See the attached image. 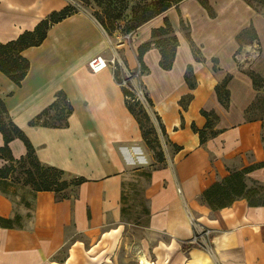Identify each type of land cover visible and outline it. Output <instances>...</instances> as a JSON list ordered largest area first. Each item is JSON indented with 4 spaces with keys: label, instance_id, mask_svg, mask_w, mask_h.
Instances as JSON below:
<instances>
[{
    "label": "crops",
    "instance_id": "crops-1",
    "mask_svg": "<svg viewBox=\"0 0 264 264\" xmlns=\"http://www.w3.org/2000/svg\"><path fill=\"white\" fill-rule=\"evenodd\" d=\"M208 2L215 17L199 0H184L142 25L134 34V51H124L129 66L135 68L138 49L152 39L154 29L164 27L165 17L180 40L172 70L161 68L158 48L144 56L151 108L166 130L162 143L166 161L157 170L155 153L113 72L90 69L94 57L110 53L106 31L92 14L77 13L54 25L42 45L23 52L31 68L21 87L0 71V98L31 140L39 160L70 178L87 180L76 197L59 201L55 192L42 191L35 193L31 209L21 204L19 210L18 188L0 185V217L31 213L24 228L0 229V264H122L127 256L135 263L150 258L144 247L147 240L132 241L124 221L128 182L148 169H152L150 182L142 196L149 204V219L141 227L150 241L160 243L155 248L163 250L159 263L264 264V206L252 207L240 200L213 211L202 201L208 188L230 175L231 161L239 159V168L264 162V117H250L264 88L254 87L243 66L264 78V14L245 0ZM67 6L68 0H0V42L34 31ZM180 15L192 25L199 60L180 30ZM251 27L258 39L240 45L238 36ZM189 69L194 87L186 79ZM229 76L230 103L224 106L216 88ZM60 92L74 109L68 127L33 126ZM203 111L218 118L212 129L216 135L205 144L194 130L207 127ZM4 145L0 132V146ZM10 148L16 160L28 154L20 139L13 140ZM7 163L0 160V169ZM250 177L264 183V168ZM163 235L169 238L163 241L168 249L161 247ZM205 235L208 247L184 251V244L206 240Z\"/></svg>",
    "mask_w": 264,
    "mask_h": 264
},
{
    "label": "trees",
    "instance_id": "trees-1",
    "mask_svg": "<svg viewBox=\"0 0 264 264\" xmlns=\"http://www.w3.org/2000/svg\"><path fill=\"white\" fill-rule=\"evenodd\" d=\"M184 0H163V7L156 12L151 13L149 16L144 18L141 22H138L134 25H124L122 21H119L116 26L115 32H121L126 35L132 32H136L142 25L151 21L152 19L166 13L173 6L178 7V5ZM201 5L208 11L211 17H215V13L211 8L208 0H199ZM250 6L256 9V5L264 6V0H245ZM259 11V10H257ZM77 14L74 8L69 5L61 11L53 12L47 19L43 20L34 31H27L23 33L17 40H13L7 43L0 42V71L8 75L10 79L19 87L22 86L23 81L26 79L28 72L31 68L30 61L24 57L23 52L31 47H38L44 43L48 36L49 30L56 24L66 20L67 18ZM98 21L103 27L105 24L97 17ZM164 27L159 29H154L152 31V39L145 44H143L138 49V62L141 64L144 75L148 73V68L144 63V56L152 48L156 47L160 50L162 55V60L160 66L164 70H172L176 55L178 52V47L180 40L176 34L171 20L168 17L164 19ZM106 30V28H104ZM108 33V31L106 30ZM110 34V33H108ZM187 37L191 43V46L198 57V49L192 41L191 35L187 34ZM258 39L254 27L245 30L242 32L237 40L240 45L243 44H253ZM190 73L192 70L189 69L186 74V79L191 87H194V81L190 78ZM249 76L253 80L254 87L257 90H262L264 88V78L255 73L254 71H249ZM231 77H227L223 84L219 85L216 88L217 94L219 96L220 102L224 106H228L230 103V92L228 90V84ZM118 80V79H117ZM126 94V97H134L135 93L129 91L126 88H123ZM147 92V90H146ZM145 98L151 107H154L152 100L150 99L148 92L145 93ZM127 105L130 112L136 117L139 124L141 125L145 140L151 150L155 153L158 165L153 167L154 170H157L164 166L166 161L165 151L163 148L162 141L160 140L159 135H157L155 143L148 139V133L144 129L142 121L136 113L135 107L127 99ZM254 105L252 106L253 110ZM58 109L59 111V120L57 124H49L46 119L49 117L50 113ZM73 106L68 101V97L64 92L58 94L57 101L41 113L37 118L32 122L33 126H46V127H55L63 128L68 127L69 118L73 114ZM203 115L208 119V124L206 129L198 130L194 127L196 133L200 135L202 144H205L210 136H215L216 132L212 131L214 127V122L218 118L214 113H208L203 111ZM157 116V119L160 123L161 131L164 136H166V130L162 124L161 118ZM0 132L4 135L5 145L0 146V160H7L8 163L0 169V185L4 186V189H7L8 186L13 185L17 186L20 183V178H16L14 181V176L16 173L20 172L26 175L28 183L32 185L33 188V198L35 193L42 191H51L57 194L59 201L70 199L76 197L77 190L79 187L87 182L84 178L73 177L70 179L69 175L58 168L44 165L38 158L36 154V149L32 144L31 140L25 134V132L14 123L10 117L8 108L3 99L0 98ZM20 139L24 142L28 149V154L26 157H23L21 160H16L13 157L10 143L15 140ZM179 148L176 147V150ZM264 162H253L252 165L246 166L243 168H231L230 175L223 178L222 180L213 184L208 188L202 195V201L213 211H219L231 207L234 203L240 200H246L252 207L264 206V183L259 182L250 177V174L256 170L263 169ZM73 186L76 191L73 195L63 194ZM24 200V198H22ZM27 207H31L30 203L26 204ZM30 208V209H31ZM31 217V216H29ZM21 216L16 215L14 218H2L0 217V229H16L24 228L25 226L20 225Z\"/></svg>",
    "mask_w": 264,
    "mask_h": 264
},
{
    "label": "rangeland",
    "instance_id": "rangeland-1",
    "mask_svg": "<svg viewBox=\"0 0 264 264\" xmlns=\"http://www.w3.org/2000/svg\"><path fill=\"white\" fill-rule=\"evenodd\" d=\"M68 2L69 5H71L77 13H81V12L89 13L95 16L96 18L98 17L101 21L104 22L105 24L104 28H106L108 33H110L108 34L106 32L108 37L109 47L110 48L113 47L114 49L120 51L119 52L120 56L123 62H125V64H127L129 69L131 70V73L138 75V79L136 78L131 82H129L128 87L130 89L135 90L137 94L141 92L140 96L136 94V96L134 97L132 96L131 97L132 100L129 101L135 107L136 113L138 114V117L142 121L144 129L148 133V139H150L153 143H155L157 135H159L160 140L162 141L163 144H165V138L163 137L157 116L154 114L150 104L148 103L146 98L144 99L142 94V92L147 93L146 86L144 84L145 75H142L140 73V69L138 68L137 63L135 65V68L130 67L128 62L126 61V56L124 54V51H128L129 53L134 51L132 45L134 34L133 36L132 35L127 36L118 31L113 33L115 30V26L119 21H122L125 26L134 25L137 24L138 22H141L151 13L159 11L163 7V0H68ZM255 7H256L255 10H259L264 14V6L255 4ZM181 19L182 21L180 25V30H182V32H184L185 35L187 34L191 35L192 25L190 21L183 19L182 16ZM111 50H109V52ZM243 66H246L245 71H247V74L249 75V68L245 64ZM124 77H126V75ZM190 78L192 79L191 73H190ZM138 97H142V99H138ZM58 111H59L58 109H54L50 113L49 117L46 119L47 123L57 124L58 122H60ZM250 117L252 118L264 117V95L258 97L256 103L254 104L252 113L250 114ZM229 166L231 168L237 169L241 167V163L239 159H235L229 163ZM151 170L152 169L146 170L143 173L142 177L140 176L138 178H134L132 181L128 182L130 184L128 186L129 189L126 191L128 193V197H126V204H128V211L126 212V218L124 221L127 224V236L130 237V239L134 242H137L138 240H142V241L147 240L144 243V247L147 256L149 257V254L151 255L150 258H148V260H150V262L154 261L157 264H161L159 263V255L164 257V255L162 254L163 250L162 249L155 250L156 247L160 246V243L158 244L154 239L150 241L147 238L146 229H143L141 227L148 225L149 204L148 201L142 196V191L150 182ZM20 172L15 174L13 182L17 181L16 180L17 177L20 178L19 181L20 183H18L16 187L18 188V193L22 198H24V200L17 203L18 204L17 208L19 210L20 205L22 204L27 209H30L31 207L30 208L27 207L26 204L30 203L32 205L34 191L32 185L28 183L26 175ZM75 191L76 189L73 186H71L63 194L73 195ZM16 215L21 216V221L19 224L22 226H26L27 220L28 218H30L29 216H31V213L25 214L26 216H23L19 214V212H17ZM195 222L197 221H194L193 223L196 224ZM201 231H203V229ZM205 236H206V240L200 239L199 242L196 241L197 243L189 241L187 244H184V251L185 252L190 251L194 246L199 249L200 248L202 249L203 247L205 248L208 247L209 239L207 235ZM160 240L161 242L163 241L169 242V238L164 235L160 237ZM163 244H167V243L163 242L161 244V247L165 249ZM121 251H127V249L122 248ZM169 262L170 259L168 260V263ZM122 264H140V263L139 261L137 263L131 261L130 257L127 256L124 259V261H122Z\"/></svg>",
    "mask_w": 264,
    "mask_h": 264
},
{
    "label": "built area",
    "instance_id": "built-area-1",
    "mask_svg": "<svg viewBox=\"0 0 264 264\" xmlns=\"http://www.w3.org/2000/svg\"><path fill=\"white\" fill-rule=\"evenodd\" d=\"M133 34H135V33L132 32V33H129V34H126V35L127 36H131V35L133 36ZM109 50H111V51H110V53L107 56L99 55V56L94 57L89 62V66H90L91 71L93 73H99V72H102V71H104L106 69H110L113 72V74H114V76L116 78V81L122 86V88H126L129 91L137 94V92L135 90L130 89L128 87V84L132 80H134L136 78L138 79V75L131 73V70L129 69L127 64H125V62H123V60H122V58L120 56V53H119L120 51L114 49L113 47L110 48ZM137 65H138V68L140 69V73L142 75H144V70H143L141 64L138 62V60H137ZM125 75H126V77H124ZM140 93L141 92H139V94H137V95L140 96ZM142 94H143V97L145 99V92H142ZM127 99L128 100H132L130 96L127 97ZM138 99H142V97H138ZM203 238H204V236H203ZM138 261H139L140 264H145L143 259H141V258H139ZM151 264H157V263L152 261Z\"/></svg>",
    "mask_w": 264,
    "mask_h": 264
},
{
    "label": "bare ground",
    "instance_id": "bare-ground-1",
    "mask_svg": "<svg viewBox=\"0 0 264 264\" xmlns=\"http://www.w3.org/2000/svg\"><path fill=\"white\" fill-rule=\"evenodd\" d=\"M182 227H183V226H182ZM185 229H187V231H188L189 234L192 233L191 229H190L187 225H185ZM175 243H176V242H175ZM163 246H164L165 249H168V248H169V246H167L166 244H163ZM159 259L162 260L163 257L159 255ZM207 259H209V258H207ZM209 260H210V259H209ZM143 261H144L145 264H151V263H152V262H150V260L145 259V258L143 259Z\"/></svg>",
    "mask_w": 264,
    "mask_h": 264
}]
</instances>
